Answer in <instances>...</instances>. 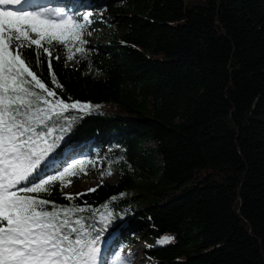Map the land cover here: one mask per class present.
I'll return each mask as SVG.
<instances>
[{"label": "trees", "instance_id": "obj_1", "mask_svg": "<svg viewBox=\"0 0 264 264\" xmlns=\"http://www.w3.org/2000/svg\"><path fill=\"white\" fill-rule=\"evenodd\" d=\"M32 2L88 15L84 39L105 38L52 70L61 98L100 106L74 122L54 167L117 173L72 202L114 236L108 261L142 226L151 264H264V0Z\"/></svg>", "mask_w": 264, "mask_h": 264}, {"label": "snow or ice", "instance_id": "obj_2", "mask_svg": "<svg viewBox=\"0 0 264 264\" xmlns=\"http://www.w3.org/2000/svg\"><path fill=\"white\" fill-rule=\"evenodd\" d=\"M88 20L63 7L0 0V264H109L102 249L107 225L98 228L90 207L72 203L85 193L65 194V205L49 198L92 163L54 167L74 122L100 107L61 98L63 86L52 70L53 60L73 61L76 53L87 58ZM41 68L54 87L38 75ZM110 217L101 214L104 221ZM112 255L111 264H130Z\"/></svg>", "mask_w": 264, "mask_h": 264}, {"label": "rangeland", "instance_id": "obj_3", "mask_svg": "<svg viewBox=\"0 0 264 264\" xmlns=\"http://www.w3.org/2000/svg\"><path fill=\"white\" fill-rule=\"evenodd\" d=\"M100 33L106 34L107 30L102 29ZM104 40L105 38H103L102 35L97 36V37L89 36L87 39L88 43L91 45L96 44V43H102ZM147 145L153 146V143L148 142ZM95 164L99 165V161H95ZM117 176L118 175L116 172H111V175H103V176L89 173V172H87V174L80 172L78 175L73 176L75 178L71 177V183L68 186L64 187L63 191L66 193L86 192L89 189H94L98 185V183L101 181H107L110 183L116 181ZM139 224H144V223L142 221H139ZM141 228L143 230V235L138 239L131 238L128 242H126L127 244L125 245L121 244L119 247V251L117 253V254H120L126 257V259L130 261V264H135L138 260H141L140 264H151V261L148 259V257L145 256L143 252L144 251L143 248L153 245L155 243V240L152 237L147 235L148 231L146 227L141 226ZM112 237L114 236L109 237V240H107L102 245L103 251H106L107 246H110L113 244L114 238ZM134 250H135V253L132 254V251L134 252ZM111 261L109 262V264H111Z\"/></svg>", "mask_w": 264, "mask_h": 264}, {"label": "bare ground", "instance_id": "obj_4", "mask_svg": "<svg viewBox=\"0 0 264 264\" xmlns=\"http://www.w3.org/2000/svg\"><path fill=\"white\" fill-rule=\"evenodd\" d=\"M135 253V250H134V252L132 251V254H134ZM128 255H129V253H128ZM141 263V260H138L135 264H140Z\"/></svg>", "mask_w": 264, "mask_h": 264}]
</instances>
